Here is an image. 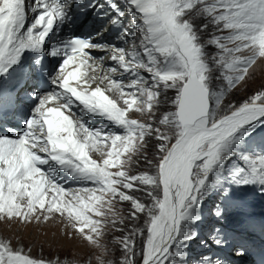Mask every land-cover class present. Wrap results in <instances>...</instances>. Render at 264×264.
Wrapping results in <instances>:
<instances>
[{
    "label": "snow or ice",
    "instance_id": "1",
    "mask_svg": "<svg viewBox=\"0 0 264 264\" xmlns=\"http://www.w3.org/2000/svg\"><path fill=\"white\" fill-rule=\"evenodd\" d=\"M73 3L84 0H0V119L11 111L24 124L0 135V220L58 215L107 253V230L127 227L116 205L127 202L140 226L117 238L123 259L108 264H224L193 258L191 246L227 247L223 225L202 235L204 213L220 224L241 206L238 193L264 195V144L251 147L264 85L225 103L264 65V0H90L110 27L87 34ZM113 30L123 46L105 36ZM33 79L47 88L19 99L14 89ZM150 143L149 169L133 171ZM0 264L50 262L4 238Z\"/></svg>",
    "mask_w": 264,
    "mask_h": 264
},
{
    "label": "rangeland",
    "instance_id": "2",
    "mask_svg": "<svg viewBox=\"0 0 264 264\" xmlns=\"http://www.w3.org/2000/svg\"><path fill=\"white\" fill-rule=\"evenodd\" d=\"M103 21L101 25L108 24L106 19ZM127 23L128 20H125V24ZM120 44L123 46L122 42H120ZM208 51L210 54L214 53L212 48H209ZM252 73L253 74L248 78L246 84L239 85L236 89L232 90L230 94L225 96V103L229 101L232 103L242 101L249 94L254 93L255 90L262 88V85H264V65L258 63L254 66ZM125 83H127V80H125ZM216 84L220 85V81L217 80ZM27 93L30 95L33 94L32 92L30 93V91ZM169 95H172V93H169ZM161 107L163 109L167 107V105L164 104ZM131 115H133L134 118L146 119V117H142L139 113H133ZM94 124L99 126L98 123ZM252 135L254 139L251 147L256 148L257 145L264 144V127H258ZM151 143H155V141L153 140ZM151 143L147 147L146 152L142 154L139 160L133 165V171L149 169L144 155H147L148 159L154 158L155 149L151 147ZM94 158L98 157L95 156ZM69 187H78V185H70ZM238 197L241 206L231 209L227 219L221 221L220 224H215L214 216L211 213L205 212V225L202 230V235L207 237L209 235L210 226L220 227L223 225L225 231L234 238L233 242L223 249H218L215 246H201L198 242H194L191 246V256L193 258H201L207 255L213 260H223L224 264H244L248 256L251 259L255 258L258 261L261 260L262 264H264V255L259 258L254 255V246L252 250L250 248V250L248 249L249 251H245V254L242 256L236 255L235 252V249L242 244L243 240L251 239L252 241V239H254L255 230L264 231V228L256 229L259 227L257 217L259 215H264V195L260 196V193L255 188H249L238 193ZM209 207H212V205L209 204ZM116 208L120 211L121 215L125 217V224L127 227L123 232L111 227L107 230V236L104 241L107 245V253L100 249L93 250L92 247L83 243L78 237L74 238L72 229L66 226V221L63 222V226L67 227L69 229L68 231L52 233L40 228V223L34 222L33 224H24L18 221L7 222L0 220V239L9 238L15 247L24 248L25 251L30 250L32 256L44 258L49 261L50 264H100V257L108 264V262L113 261L117 257L123 259L121 255L122 249L117 244V238L127 234L131 229L140 226V222L134 223L130 219H127L130 211L127 202L117 203ZM211 222L212 224L210 225L209 223ZM51 224L52 223H50V225ZM260 226L262 227L263 225ZM119 227L121 226L117 225V228ZM136 259H139V257ZM255 259L254 263L258 264ZM193 264H195V259L193 260Z\"/></svg>",
    "mask_w": 264,
    "mask_h": 264
},
{
    "label": "bare ground",
    "instance_id": "3",
    "mask_svg": "<svg viewBox=\"0 0 264 264\" xmlns=\"http://www.w3.org/2000/svg\"><path fill=\"white\" fill-rule=\"evenodd\" d=\"M27 2H28V0H26V3ZM73 8H74V3L72 5V9ZM81 10H82V8H77L76 9V11H81ZM95 12H96V9H94L93 12L86 14V16H85L86 20H90V17H89L90 15L89 14L95 15ZM28 15H29V18H31L33 14L29 12ZM91 21L93 23V26H95V27H97L99 24H101L103 22V21L99 20L97 18V16H96L95 20H91ZM107 25L110 27L109 22H108ZM93 26L91 27V30L89 32L93 31V28H94ZM61 31L57 32V35H59L61 33ZM63 34L65 35L66 33L64 32ZM105 36L111 42H113L115 44H118V45H121L120 44L121 41L118 39V36L116 35L114 30L112 32H106ZM99 54H102V53H99ZM108 63H109V61L106 60L105 61V67H107ZM36 81H37V79H33V80L29 81L27 84L23 85L22 87L14 89V91L16 92L18 98L21 99V100L29 99V97L34 96L36 91H38L40 89L47 88V85H44V84H43L42 88H37L36 85H35ZM29 91H30V93L32 92L33 94L30 95L29 93H27ZM90 122L98 123V124L101 123V121H99V120H93V121H90ZM103 123L107 124V122H103ZM23 127H24V124H23V120L21 119V117L18 114L17 115L13 114L11 111L7 112V114L4 115L2 117V119H0V135L7 134L10 129H15V131H19ZM15 131H13V135L15 134ZM94 157H95V155L93 156V158ZM68 185L69 186L70 185L74 186V185H78V184H76L75 182L69 181ZM64 221L65 220H63L58 215H53L52 218L50 220H48V221L41 220V221L37 222L34 219L31 223L32 224L34 222L38 223V224L40 223L41 225L39 227L42 228L43 230H48L47 232L58 233L59 231H68L69 230L67 227L63 226V222ZM50 223H52V224L50 225ZM260 225H262V223H260ZM253 238L254 239H252V241H251V239L243 240L242 244H243V246L245 248V251H247L248 249L250 250V248L252 250V247L254 246L253 253H254V255L257 258H259V257L264 255V231L255 230ZM257 246H258V249H257ZM254 259L253 258L251 259V258H249L247 256V258L244 261V264H257V263H254ZM255 261L258 262V264L259 263L262 264L261 260L258 261L257 259H255Z\"/></svg>",
    "mask_w": 264,
    "mask_h": 264
}]
</instances>
